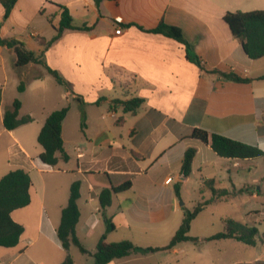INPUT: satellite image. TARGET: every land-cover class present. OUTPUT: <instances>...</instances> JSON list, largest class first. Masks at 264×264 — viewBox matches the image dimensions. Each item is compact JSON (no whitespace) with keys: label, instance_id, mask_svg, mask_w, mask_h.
I'll return each mask as SVG.
<instances>
[{"label":"crops","instance_id":"obj_1","mask_svg":"<svg viewBox=\"0 0 264 264\" xmlns=\"http://www.w3.org/2000/svg\"><path fill=\"white\" fill-rule=\"evenodd\" d=\"M61 6L76 24L92 29L66 30L51 46L42 45L41 40L56 35ZM257 10H264V0H17L5 19L0 0V37L24 42L75 94L56 87L42 65L17 68L15 52L0 45V179L16 169L26 170L32 179L30 205L12 213L25 231L17 246L0 247V264H61L68 253L75 264H94L104 234L111 243L159 245L162 228L177 211L178 200L185 192L190 195L192 181L191 189L209 193V200L212 188L234 191L233 198L216 199L208 206L235 204L232 200L245 191L252 198L264 195V178H256L264 166L262 158H224L210 144L191 137L198 128L264 152V80H258L264 76V57L249 58L224 21L227 12ZM161 22L179 28L190 50L153 32ZM119 28L121 34L116 33ZM34 70L37 76H32ZM215 71L252 81H235ZM21 80L27 84L24 92L18 91L20 116L30 115L33 121L9 131L3 117L16 98L7 93L10 83L14 88ZM29 95L35 107L26 110ZM100 98L105 100L97 104ZM132 98L143 99L135 113L112 105L115 99ZM65 106L69 112L62 135L69 161L60 160L51 169L39 161L43 148L38 136L47 117ZM190 148L196 155L190 176L183 179V159ZM76 181L81 182L77 235L89 254L75 246L65 251L57 236ZM126 181L131 187L113 193L106 210L115 225L107 233L99 195ZM260 182L256 192H249ZM253 207L248 213L261 212L258 203ZM181 209L185 217L186 203ZM75 248L78 255L73 254ZM164 252L179 253V248L134 252L109 264H151L152 257Z\"/></svg>","mask_w":264,"mask_h":264},{"label":"trees","instance_id":"obj_2","mask_svg":"<svg viewBox=\"0 0 264 264\" xmlns=\"http://www.w3.org/2000/svg\"><path fill=\"white\" fill-rule=\"evenodd\" d=\"M17 0H1L5 8V19H7L15 6ZM60 22L56 28V35L50 40H41L42 45L51 46L55 41L61 38L66 30H90L92 27L87 25H78L66 7H60ZM224 21L229 26L233 35L238 38L243 46L245 53L253 60L264 57V10L250 12H227ZM153 32L164 34L185 45L190 50V44L185 40L181 30L177 27L170 26L161 22ZM0 45L15 52L17 68H24L30 64L42 65L45 70L51 74L57 84L63 86L67 92L74 96L67 81L59 74L58 71L49 67L40 56L33 51L28 50L25 43L17 39H3L0 37ZM189 57L198 61L195 56L189 54ZM200 64V63H199ZM222 76L239 82H251L250 79H241L235 74L215 71ZM264 80V76L258 78ZM26 81L21 80L18 86L20 93L26 89ZM80 102L83 100L77 97ZM1 99V89H0ZM105 98H100L99 104ZM143 99L132 98L124 101L115 99L112 101L114 108L121 106L125 113H135L142 104ZM22 102L15 99L13 104L5 110L3 122L7 130L12 131L16 128L30 123L33 118L30 115L21 117L20 111ZM69 112V106H65L59 110L52 112L46 119L42 127L38 142L43 148V152L39 156V161L48 166L55 168L60 160L69 161V155L64 147L63 140V123ZM82 127L84 126V117L82 118ZM191 137L199 139L204 143L210 144L214 152L224 158L233 159H258L264 161V152L257 146L249 145L240 141H236L219 134H211L205 130L194 128L191 131ZM196 155V149L190 148L185 153L182 173L187 178L192 172V165ZM32 187V179L30 174L24 169H16L8 172L0 179V247L12 248L19 244L20 239L25 231L22 224L16 222L12 218L13 211L25 208L31 203L30 189ZM131 182L126 181L118 187L104 189L99 195V200L107 225V233L115 230V225L111 218L107 217L106 210L112 204L113 193H119L128 190ZM178 198H181L180 187H175ZM229 190H217L212 188V198L198 203L194 210L185 209V217L180 228L176 231L169 244L162 248H143L135 245L129 240L120 242H107L106 234L98 241L96 251L93 254L94 264H109L116 259L128 257L134 252L148 253L161 250H169L183 242H198L199 238L189 235L193 220L214 200L232 197ZM81 196V182L76 181L71 185L70 197L68 204L62 210L61 223L57 229V236L63 249L70 251L72 246L79 249L82 254H89V250L83 245L77 235V224L80 220V210L78 200ZM225 229L210 237L205 238L208 241H216L223 239H234L249 246H256L259 235V229L256 226H249L236 221L233 218L225 219ZM61 264H75L70 253ZM235 264H264V261H256L252 263H235Z\"/></svg>","mask_w":264,"mask_h":264},{"label":"rangeland","instance_id":"obj_3","mask_svg":"<svg viewBox=\"0 0 264 264\" xmlns=\"http://www.w3.org/2000/svg\"><path fill=\"white\" fill-rule=\"evenodd\" d=\"M39 73L34 70L32 76H37ZM30 76V77H32ZM11 76V83H12ZM56 87L58 84L52 80ZM9 85V90L7 97H12L21 100V96L18 92V85L13 84ZM55 87V86H54ZM29 104L26 108H33L34 103L32 104V97L29 95ZM30 105H32L30 107ZM81 119V126H82ZM51 176V175H50ZM45 175L44 177H50ZM256 178L262 180L264 178V166L262 170L258 173ZM192 181L189 184L190 195L186 192L184 196L177 202L176 212H174L165 223V227L162 228V240L159 241V245L153 246H165L169 244L170 236L175 235V232L180 228L182 224V219L184 217V211L181 209L182 205L186 203V208L193 211L195 206L202 201L209 200L211 195L206 192L200 193L197 189H191L194 186ZM197 186V185H196ZM262 182H260L257 187H250L249 192H256ZM234 193V191H230ZM252 194V193H250ZM248 191H245L242 197L234 198V203H215L214 205L208 206L204 211H202L192 222L191 230L189 235L199 238L198 242H183L178 244L179 253L173 252H164L160 253L157 256L152 257L148 263L156 264L161 262L162 264H235V263H252L256 261H264V195H261L259 198L250 197ZM235 194H232V197ZM247 199V201H241L242 198ZM183 203V204H182ZM258 203L260 207V213H248L251 210H254V204ZM211 204V203H210ZM209 204V205H210ZM179 206V207H178ZM248 213V214H246ZM233 218L236 221L245 224H252L259 229V235L257 239V245L252 247L246 245L242 242H238L234 239H223L216 241H208L205 238L210 237L218 232H221L225 229V219ZM256 220L255 222H252ZM256 224V225H255ZM150 246V245H147ZM167 246V245H166ZM162 248V247H161ZM79 251V249H78ZM162 251V250H161ZM78 255L77 248H75L73 254ZM78 260V257H77ZM178 260V262H176ZM91 260L86 261L89 263ZM81 264V263H80Z\"/></svg>","mask_w":264,"mask_h":264},{"label":"built area","instance_id":"obj_4","mask_svg":"<svg viewBox=\"0 0 264 264\" xmlns=\"http://www.w3.org/2000/svg\"><path fill=\"white\" fill-rule=\"evenodd\" d=\"M122 30H123L122 28H119V29L116 30V33L117 34H121ZM171 181H172V178L171 177L167 179V182L168 183H170Z\"/></svg>","mask_w":264,"mask_h":264},{"label":"water","instance_id":"obj_5","mask_svg":"<svg viewBox=\"0 0 264 264\" xmlns=\"http://www.w3.org/2000/svg\"><path fill=\"white\" fill-rule=\"evenodd\" d=\"M185 178V176H183V179ZM183 204V203H182Z\"/></svg>","mask_w":264,"mask_h":264}]
</instances>
